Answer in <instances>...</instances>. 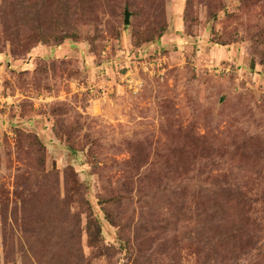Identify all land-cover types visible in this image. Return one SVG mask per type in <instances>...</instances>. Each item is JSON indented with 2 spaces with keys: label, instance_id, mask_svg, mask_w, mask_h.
I'll return each instance as SVG.
<instances>
[{
  "label": "rangeland",
  "instance_id": "1",
  "mask_svg": "<svg viewBox=\"0 0 264 264\" xmlns=\"http://www.w3.org/2000/svg\"><path fill=\"white\" fill-rule=\"evenodd\" d=\"M14 1L0 264H264V0Z\"/></svg>",
  "mask_w": 264,
  "mask_h": 264
},
{
  "label": "trees",
  "instance_id": "2",
  "mask_svg": "<svg viewBox=\"0 0 264 264\" xmlns=\"http://www.w3.org/2000/svg\"><path fill=\"white\" fill-rule=\"evenodd\" d=\"M78 1L80 2V0H78ZM82 2L83 3L84 2L86 3L85 0H83ZM23 3L24 2H22L20 0H16V1L10 3V6L12 7V11L15 14V17H17L21 13H24L25 14V12H23L22 10H20V8L22 7L21 5ZM158 22H159V20L157 19V20H154L153 23L157 25ZM33 31H34V33H36V36H37L36 42L34 41L32 45L31 44L26 45V50L25 51H28L31 47L37 45V42L46 41L47 38H48V37L42 36L43 35V32H41L40 30H38V28H36ZM162 32H163V30L159 33V35H161ZM61 36H62V38L60 39V41H62L65 38L70 37L68 35V33L62 34ZM60 41L58 40L57 43H60ZM185 172H186V169H185ZM212 177L214 178L215 176H212ZM247 196H248V192H246L245 190L242 191L239 188L238 189H235V188L226 187V186H218V188L213 187V189H207L206 188L205 191H202V193H201V197L206 198L207 201H216V202H218L220 199L221 200H223V199H226V200H232V199H234V201H237L239 204H242L243 206H244L245 199H248Z\"/></svg>",
  "mask_w": 264,
  "mask_h": 264
},
{
  "label": "water",
  "instance_id": "3",
  "mask_svg": "<svg viewBox=\"0 0 264 264\" xmlns=\"http://www.w3.org/2000/svg\"><path fill=\"white\" fill-rule=\"evenodd\" d=\"M129 16H130V12L128 10L125 11V23L128 24L129 23Z\"/></svg>",
  "mask_w": 264,
  "mask_h": 264
}]
</instances>
